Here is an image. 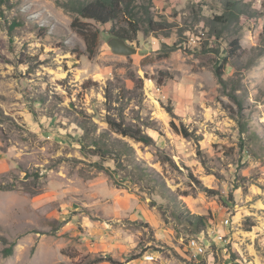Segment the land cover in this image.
Instances as JSON below:
<instances>
[{"label": "rangeland", "instance_id": "1", "mask_svg": "<svg viewBox=\"0 0 264 264\" xmlns=\"http://www.w3.org/2000/svg\"><path fill=\"white\" fill-rule=\"evenodd\" d=\"M7 1L0 6V264L105 256L120 264H264V0H238L249 9L220 36L211 30L219 0H137L139 17L148 10L172 31L138 32L127 41L137 50L129 56L109 47L111 24L79 18L101 32L92 57L64 6L69 0ZM235 39L241 57L223 66L224 88L214 68ZM232 89L244 108L236 119L223 107L236 109ZM169 107L188 137L171 129ZM106 116L140 126L152 143L113 133ZM92 140L109 158L83 149H93ZM118 140L130 154L119 156ZM183 213L206 216L207 233H194ZM190 239L206 252L196 254Z\"/></svg>", "mask_w": 264, "mask_h": 264}, {"label": "trees", "instance_id": "2", "mask_svg": "<svg viewBox=\"0 0 264 264\" xmlns=\"http://www.w3.org/2000/svg\"><path fill=\"white\" fill-rule=\"evenodd\" d=\"M223 6V11L220 15H217L213 19V23L211 24L212 32L218 34V30H223L227 28L234 21H238L239 17L247 12L248 6L238 0H219ZM7 0H0V6L7 3ZM137 0H69L64 4L68 11H71L76 14L75 20L72 25L76 28L77 33L83 39L86 47V54L88 57H92L96 54L97 49L100 45V36L101 32L99 29L94 28L91 25H86L84 23L79 22L77 19H86L93 21L95 23H99L102 25L111 24L110 33L112 36L122 38L126 41L133 42L136 39L137 33L142 32L144 34L150 33H164L171 32L172 30L169 27V24L163 21L155 20L148 10L141 12L143 14V18L138 16L136 9L140 6L136 4ZM216 23V24H214ZM125 24V25H124ZM145 24V29H142ZM228 48L226 49V53L223 56V60L221 65L216 66L214 68V75L218 81V83L224 88L228 87V83L224 78L223 66L229 63V60L233 58H240V49L238 41L232 40L228 44ZM170 51L174 50V47L169 48ZM230 101L236 107L228 106L223 103V107L228 110L229 114L232 118L236 119L237 117H243V105L239 96L236 93V89H232L230 91V95H228ZM168 114L172 117L170 121L171 129L181 134L183 137H188V133L181 123V128L175 123L174 119L177 118L173 112V108H166ZM238 120V119H237ZM105 122L108 124L109 129L122 137H126L132 139L135 142L141 143L145 146L150 145L152 143V138L144 133L140 126L137 125H129L126 124L123 120H116L110 116H106ZM93 124V123H91ZM82 129L86 132V127L81 123H78ZM120 153L130 154L132 148L128 145L127 142L122 140H118ZM198 142V141H197ZM93 145V149H88V146L83 145L84 150H88L91 155L97 156L99 160L105 161L108 157V151L99 144L98 141L92 140L91 144ZM133 162L137 164V162L133 159ZM95 166L98 170L104 171L108 173L109 169L105 168L100 163H95ZM181 222L184 224L190 225L194 228V233L206 234L208 229V221L207 217L204 215H194L189 213H183L179 215ZM249 230V229H247ZM13 252V245L5 249V256L11 255ZM137 257H132L127 259V262L136 259ZM101 262H110L111 264H120L117 260H115L111 256L105 257H96L87 261L84 264H97Z\"/></svg>", "mask_w": 264, "mask_h": 264}, {"label": "water", "instance_id": "3", "mask_svg": "<svg viewBox=\"0 0 264 264\" xmlns=\"http://www.w3.org/2000/svg\"><path fill=\"white\" fill-rule=\"evenodd\" d=\"M107 43L112 52L117 55L129 56L136 53L137 51L136 48L129 45L126 40L115 36H112Z\"/></svg>", "mask_w": 264, "mask_h": 264}, {"label": "built area", "instance_id": "4", "mask_svg": "<svg viewBox=\"0 0 264 264\" xmlns=\"http://www.w3.org/2000/svg\"><path fill=\"white\" fill-rule=\"evenodd\" d=\"M192 36H197V35H192ZM190 41H191V36H190ZM191 45L196 46L194 43H191ZM222 224L224 225H229L230 221L228 218L222 220ZM189 246L196 252V254L202 255L206 252V246L205 245H200L196 239H190L189 241ZM216 246V243H215ZM143 259L148 262H152L154 260V256L152 254L145 253L143 255ZM222 264H234L233 261L230 259H226L223 261Z\"/></svg>", "mask_w": 264, "mask_h": 264}, {"label": "bare ground", "instance_id": "5", "mask_svg": "<svg viewBox=\"0 0 264 264\" xmlns=\"http://www.w3.org/2000/svg\"><path fill=\"white\" fill-rule=\"evenodd\" d=\"M196 39L195 38H191V41H190V38L188 39V44H191V43H194L196 44ZM200 244V242H198ZM200 245H203V244H200Z\"/></svg>", "mask_w": 264, "mask_h": 264}, {"label": "crops", "instance_id": "6", "mask_svg": "<svg viewBox=\"0 0 264 264\" xmlns=\"http://www.w3.org/2000/svg\"><path fill=\"white\" fill-rule=\"evenodd\" d=\"M216 243V242H215ZM217 244V243H216Z\"/></svg>", "mask_w": 264, "mask_h": 264}]
</instances>
